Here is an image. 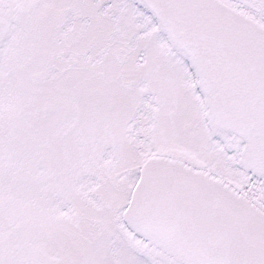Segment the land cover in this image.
Here are the masks:
<instances>
[{"label":"snow or ice","instance_id":"obj_1","mask_svg":"<svg viewBox=\"0 0 264 264\" xmlns=\"http://www.w3.org/2000/svg\"><path fill=\"white\" fill-rule=\"evenodd\" d=\"M0 264H264V0H0Z\"/></svg>","mask_w":264,"mask_h":264}]
</instances>
